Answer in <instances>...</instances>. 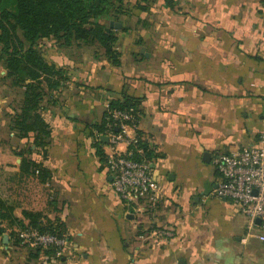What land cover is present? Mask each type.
Returning <instances> with one entry per match:
<instances>
[{
	"label": "crops",
	"instance_id": "crops-1",
	"mask_svg": "<svg viewBox=\"0 0 264 264\" xmlns=\"http://www.w3.org/2000/svg\"><path fill=\"white\" fill-rule=\"evenodd\" d=\"M132 15L111 19L119 65L95 45L40 41L61 69L41 103L49 144L42 153L31 133L12 129L0 139V198L23 223L28 213L62 223L69 247L60 258L29 256L11 236L17 226L0 219V264H264V241L247 230L239 205L215 194L212 164L264 132V0H154ZM126 20L135 30L120 29ZM124 94L157 155L154 207L122 202L99 155L106 141L97 127L109 100ZM19 151L50 176L22 168Z\"/></svg>",
	"mask_w": 264,
	"mask_h": 264
},
{
	"label": "trees",
	"instance_id": "trees-1",
	"mask_svg": "<svg viewBox=\"0 0 264 264\" xmlns=\"http://www.w3.org/2000/svg\"><path fill=\"white\" fill-rule=\"evenodd\" d=\"M154 0H136L134 7L148 10ZM125 0H0V62L5 70V77L10 78L11 85L22 88V99L18 110L11 116L10 129L18 137L26 138L31 133L36 149L45 153L49 144L50 126L41 114V103L44 98V85L55 87L54 81L61 76V69L53 62L44 58L40 50V41L53 39L57 46H70L80 41L86 45H95L103 50L105 57L113 65H119L117 51V35L115 26H109L105 19H117V13L122 10ZM108 15V16H107ZM109 109H132L140 113L133 97L123 95L108 102ZM105 111L98 131L104 128ZM146 157L154 160L153 153L147 141L141 140ZM22 157L20 166L31 167L42 180L50 176L40 163L26 159L23 152L17 153ZM103 160L102 152H99ZM29 222L23 223L13 215L12 207L0 198V219L8 220L17 228L27 225L42 232L62 235L66 229L58 221L41 224L37 222V214H27ZM6 232L0 228V234ZM14 241V232L11 235ZM24 247V246H23ZM29 256L38 257L44 254L48 259L56 257L54 248L25 247Z\"/></svg>",
	"mask_w": 264,
	"mask_h": 264
},
{
	"label": "built area",
	"instance_id": "built-area-1",
	"mask_svg": "<svg viewBox=\"0 0 264 264\" xmlns=\"http://www.w3.org/2000/svg\"><path fill=\"white\" fill-rule=\"evenodd\" d=\"M104 128L97 140L106 137L104 167L110 176L114 193L124 203L156 206L162 197V184L154 174V160L144 154L139 132V113L132 109L106 108ZM212 164L219 174L215 188L218 197L234 201L247 218V230L264 241V132L250 145L232 152H218ZM19 245L30 248H54L56 258L69 247L67 233L57 235L35 227L15 228ZM163 235L172 230L163 228ZM252 233V232H251Z\"/></svg>",
	"mask_w": 264,
	"mask_h": 264
},
{
	"label": "rangeland",
	"instance_id": "rangeland-1",
	"mask_svg": "<svg viewBox=\"0 0 264 264\" xmlns=\"http://www.w3.org/2000/svg\"><path fill=\"white\" fill-rule=\"evenodd\" d=\"M130 3L127 2L125 5H123L122 10L117 13V18L114 21H117L120 19L121 15L128 14L129 18L132 15V10L135 8L132 5V8H130ZM108 16V15H107ZM110 18L107 17L105 19V22L109 24L110 26ZM113 20V19H112ZM111 20V21H112ZM126 26L120 27V29L125 30H135V24L133 25L132 22L126 20ZM112 26H115V33L119 30V27L115 25V22H113ZM111 27V26H110ZM149 44V43H148ZM1 48V43H0ZM151 46L148 45V51H150ZM145 52V48L143 53ZM11 79L5 77V70L2 66V63L0 62V139L5 141V137L10 131L11 126V116L18 110L21 99H22V88L15 87L11 85L10 83ZM15 234V232H14ZM25 248V247H24ZM26 249V248H25Z\"/></svg>",
	"mask_w": 264,
	"mask_h": 264
},
{
	"label": "water",
	"instance_id": "water-1",
	"mask_svg": "<svg viewBox=\"0 0 264 264\" xmlns=\"http://www.w3.org/2000/svg\"><path fill=\"white\" fill-rule=\"evenodd\" d=\"M112 24H113V21H110V26H112ZM115 25H116L117 27H119V25H118L117 23H116ZM143 50H144V48L142 47V48H141V51H143ZM103 140L106 141V137H103ZM7 239H8V235L4 234V235H3V240L6 242Z\"/></svg>",
	"mask_w": 264,
	"mask_h": 264
}]
</instances>
